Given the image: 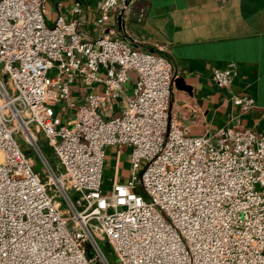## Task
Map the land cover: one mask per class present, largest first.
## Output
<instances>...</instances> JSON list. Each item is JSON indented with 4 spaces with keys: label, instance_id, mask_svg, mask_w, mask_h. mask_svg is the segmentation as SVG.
I'll return each instance as SVG.
<instances>
[{
    "label": "built area",
    "instance_id": "1",
    "mask_svg": "<svg viewBox=\"0 0 264 264\" xmlns=\"http://www.w3.org/2000/svg\"><path fill=\"white\" fill-rule=\"evenodd\" d=\"M48 2L0 0V264H264V134L190 135L170 112L166 56L119 36L90 38L63 13L49 22ZM72 9L82 13V1ZM124 9L102 0L97 23ZM238 70L229 62L212 78L224 88ZM133 77L121 112L109 115ZM76 85L88 88L82 97ZM233 102L257 105L252 93ZM108 146L130 148L131 173L105 192Z\"/></svg>",
    "mask_w": 264,
    "mask_h": 264
},
{
    "label": "crops",
    "instance_id": "2",
    "mask_svg": "<svg viewBox=\"0 0 264 264\" xmlns=\"http://www.w3.org/2000/svg\"><path fill=\"white\" fill-rule=\"evenodd\" d=\"M81 1L84 10L76 13L74 0H49L47 20L53 22L63 13L80 19L90 38L104 33L119 36L166 56L174 67L170 112L190 135H214L224 127L264 134V0H121L126 5L121 11L123 24L118 13L104 26L97 23L102 0ZM229 62H237L239 70L222 88L214 82L212 71ZM133 87L134 77L124 85L109 115L121 112ZM73 89L82 97L88 88L76 85ZM93 90L102 91L103 84L96 83ZM244 93L256 98L257 105L247 111L233 102L235 94ZM64 118L68 121L66 114ZM111 147L116 146H108L110 151ZM129 153V147L122 149L115 180L128 179L121 171L127 164L122 158L126 155L129 162Z\"/></svg>",
    "mask_w": 264,
    "mask_h": 264
},
{
    "label": "rangeland",
    "instance_id": "3",
    "mask_svg": "<svg viewBox=\"0 0 264 264\" xmlns=\"http://www.w3.org/2000/svg\"><path fill=\"white\" fill-rule=\"evenodd\" d=\"M38 136V142L41 145V147L43 148L45 154L48 156V158L51 160V162L53 164H55L57 162V158L56 155H54V153H52V150L50 148V146L48 145V142L46 140V137L44 135L43 132H40L37 134ZM18 141L21 143L22 148L27 152V155L32 159L33 163H34V168L36 170L37 173H39L42 178L44 177V167L43 164L41 162V160L39 159L38 155L31 150L30 148H28L27 143L25 142L24 138L19 134L17 136ZM116 148L117 147H111V151L109 150V148L106 149V160H105V166H104V178H103V183H104V189L105 192H109L112 188V183L115 180V176H114V168L119 165L118 162V158L121 156L118 154V150L116 152ZM126 150H123V153H127ZM127 156H123L122 160L124 162H126V167L122 169L121 174L122 175H127V177L130 176V166H129V162H127ZM134 191L137 193H144V190L142 188V186L138 185L136 188H134ZM104 250L108 256V258L111 260L112 263H116L117 259L114 255V253L112 252V250H110L106 244H104ZM99 264V263H96Z\"/></svg>",
    "mask_w": 264,
    "mask_h": 264
},
{
    "label": "water",
    "instance_id": "4",
    "mask_svg": "<svg viewBox=\"0 0 264 264\" xmlns=\"http://www.w3.org/2000/svg\"><path fill=\"white\" fill-rule=\"evenodd\" d=\"M118 20H119V23L122 25L123 24V12L119 13Z\"/></svg>",
    "mask_w": 264,
    "mask_h": 264
},
{
    "label": "trees",
    "instance_id": "5",
    "mask_svg": "<svg viewBox=\"0 0 264 264\" xmlns=\"http://www.w3.org/2000/svg\"><path fill=\"white\" fill-rule=\"evenodd\" d=\"M107 247L111 250V248L107 245Z\"/></svg>",
    "mask_w": 264,
    "mask_h": 264
}]
</instances>
